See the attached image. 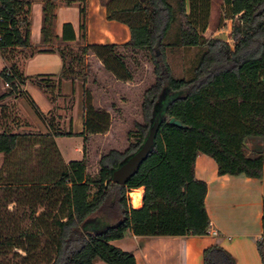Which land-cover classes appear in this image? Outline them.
Returning a JSON list of instances; mask_svg holds the SVG:
<instances>
[{
    "label": "trees",
    "instance_id": "1",
    "mask_svg": "<svg viewBox=\"0 0 264 264\" xmlns=\"http://www.w3.org/2000/svg\"><path fill=\"white\" fill-rule=\"evenodd\" d=\"M61 1L68 6L79 4L81 40L85 41L86 0ZM56 5L57 0H44V44L54 39ZM105 6L107 19L127 25L131 39L122 46L81 45V55L86 57L93 51L119 79L132 80L116 50L149 53L155 83L144 94L143 123H135L124 153L112 150L101 158L100 172L94 179L87 173L85 158L68 164L60 158L54 138L75 134L55 129L54 121L37 107L51 134L18 135L2 130L0 122V154L11 155L21 147L31 151L39 145L35 151L39 173L0 175V264H9L1 258L10 249L24 253L16 254L20 260L14 264H137L133 254L112 245L128 231L143 237L208 236V186L195 177L198 155L211 157L220 176H263L264 150L249 151L246 141L264 138V0H224L226 20L232 21L229 41L204 37L211 0H178L177 9L168 0H108ZM30 12L27 0H0L1 54L31 46ZM176 13L179 35L174 43L166 44ZM61 40L76 41L71 24L64 26ZM69 47L59 49L61 77H25L17 66L4 68L0 80L10 84V92L2 94L0 89V102L30 81L56 104L63 79L74 75L75 64L84 63L72 56ZM171 47L200 50L191 78L173 75L167 57ZM86 99L84 131L80 134L84 150L91 136L108 132L110 123L109 115L97 112ZM158 116L155 144L147 159L125 186L114 183L113 172L141 149ZM172 118L186 128L170 125ZM142 187L143 206L134 209L128 204L129 194ZM1 191L4 199L10 196L11 203L30 209L32 229L20 230L18 237L10 235L2 216ZM262 227L257 250L264 264V208ZM41 240H45L44 246ZM203 259L204 264H236L219 246L207 248Z\"/></svg>",
    "mask_w": 264,
    "mask_h": 264
},
{
    "label": "crops",
    "instance_id": "2",
    "mask_svg": "<svg viewBox=\"0 0 264 264\" xmlns=\"http://www.w3.org/2000/svg\"><path fill=\"white\" fill-rule=\"evenodd\" d=\"M31 2L29 20L31 23L29 48H14L7 54L0 53V72L4 68L17 66L25 77L38 75L62 76L63 60L60 48L81 45H117L122 46L131 39L127 25L107 19L106 2L108 0H86V38L81 40V14L79 4L66 5L57 0L54 39L44 44L42 36L44 0H27ZM219 5L224 0H217ZM228 25V33L231 34ZM228 21H226L227 23ZM71 24L76 41L63 42L64 26ZM208 30L206 31L209 32ZM205 38H212L215 36ZM228 41L230 40L227 39ZM68 88L71 80L63 79ZM62 83V85H63ZM0 80L2 94H8L10 88ZM71 94H57L56 104L35 84L28 81L19 88L18 93L7 95L0 102L1 129L18 135H47L52 130L49 123L36 111L35 107L60 132H73V137H55L60 158L70 163L74 156L79 161L84 157V113L80 110L82 93L77 86L71 85ZM75 100L70 102V98ZM67 101V104H66ZM67 105V106H66ZM74 140L68 151L62 147V139ZM249 151L264 150V138H251L246 141ZM36 145L31 151L23 147L11 155L0 154L3 161L0 175L34 173L39 160L35 158ZM33 164V165H32ZM35 164V165H34ZM39 173V171L37 170ZM195 177L208 186L206 210L210 218V230L217 236L204 237H143L126 232L123 239L115 240L112 245L134 255L137 264H204V251L211 246L225 249L235 259L236 264H262L257 250V243L263 236L262 216L264 208V172L261 179L245 176H220L216 162L205 154L198 155L195 163ZM141 194L140 209L143 206L144 188L134 190ZM96 264H106L97 261Z\"/></svg>",
    "mask_w": 264,
    "mask_h": 264
},
{
    "label": "rangeland",
    "instance_id": "3",
    "mask_svg": "<svg viewBox=\"0 0 264 264\" xmlns=\"http://www.w3.org/2000/svg\"><path fill=\"white\" fill-rule=\"evenodd\" d=\"M175 9H177L178 0H168ZM228 13L225 11L224 4L221 6L217 0H211V11L209 19V32H205L207 37H220L225 35L227 39L230 37L227 27L231 26V22L226 20ZM226 21H228L226 23ZM179 35V18L176 13V18L171 26L168 36L165 40L166 44H172L176 41ZM82 46H70L72 56L84 60V63L75 64V73L73 76H67L66 80H74L73 86H77L82 93L80 110L84 113V101L88 105L94 107L97 112L106 113L110 117L108 132L106 134L93 135L90 137L84 152L85 161L87 162V173L94 179L98 178L100 172V160L104 155L115 150L124 153L130 145L129 133L134 131L135 123H143L142 103L145 92L155 83L153 74V65L150 61V55L144 51H131L126 49H117L116 54L125 62L127 68L132 74V80H121L111 70L97 58L93 51L88 52L86 57L81 55ZM200 50L198 48H178L171 47L167 50L169 65L173 75L176 78H191L193 71L198 63ZM70 58L67 62H70ZM115 65V64H114ZM118 70V69H117ZM120 72V71H119ZM126 77L125 73H121ZM72 81L68 88L66 85H61L57 91L59 94H71ZM89 95H84V92ZM70 102L74 98L70 97ZM67 104V101H66ZM67 106V105H66ZM72 139H62V147L66 151L71 149L74 144ZM73 161H79V158L74 156ZM0 158V165L2 164ZM33 165V164H32ZM35 165V164H34ZM134 192V191H133ZM132 192V193H133ZM3 217L6 219V224L9 227L10 235L18 237L20 230L32 229V221L29 218L30 209L24 207L20 203H11V198L4 199V191H1ZM128 204L133 207L132 200L129 195ZM15 199V197H14ZM26 218V219H24ZM42 246L45 240H41ZM19 256H24L22 251L18 249H10L1 260L5 263L14 264L19 261Z\"/></svg>",
    "mask_w": 264,
    "mask_h": 264
},
{
    "label": "water",
    "instance_id": "4",
    "mask_svg": "<svg viewBox=\"0 0 264 264\" xmlns=\"http://www.w3.org/2000/svg\"><path fill=\"white\" fill-rule=\"evenodd\" d=\"M216 38L221 40H227L225 35ZM159 124H160V116L156 118L152 128L150 129L148 138L144 142L141 149L113 172L112 181L114 183L125 186L129 182V180L135 174H137V172L140 169V166L147 159L152 148L154 147L155 136L158 131ZM169 124L179 128H186L180 121L176 120L175 118H172L169 121Z\"/></svg>",
    "mask_w": 264,
    "mask_h": 264
},
{
    "label": "bare ground",
    "instance_id": "5",
    "mask_svg": "<svg viewBox=\"0 0 264 264\" xmlns=\"http://www.w3.org/2000/svg\"><path fill=\"white\" fill-rule=\"evenodd\" d=\"M130 196H131V200H132L133 205L136 208H138L140 206L141 194L140 193H136L135 195L132 196V194H131Z\"/></svg>",
    "mask_w": 264,
    "mask_h": 264
},
{
    "label": "built area",
    "instance_id": "6",
    "mask_svg": "<svg viewBox=\"0 0 264 264\" xmlns=\"http://www.w3.org/2000/svg\"><path fill=\"white\" fill-rule=\"evenodd\" d=\"M10 75H11V73L8 71V72H7V76H10ZM4 85H5L6 88H10V84H9V83H5ZM132 192H133V191H132ZM132 192H131V193H132ZM131 193H130L129 195H131ZM130 198H131V196H130ZM132 204H133V203H132ZM133 207H134V205H133ZM208 234L211 235V236H217V233L214 232V231H209Z\"/></svg>",
    "mask_w": 264,
    "mask_h": 264
}]
</instances>
